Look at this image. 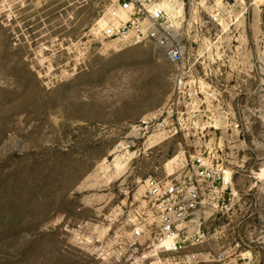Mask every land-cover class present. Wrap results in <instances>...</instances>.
<instances>
[{
    "label": "rangeland",
    "instance_id": "374dc122",
    "mask_svg": "<svg viewBox=\"0 0 264 264\" xmlns=\"http://www.w3.org/2000/svg\"><path fill=\"white\" fill-rule=\"evenodd\" d=\"M183 49L101 37L108 0H0V264H264V0H154ZM232 177L182 251L134 244L150 178Z\"/></svg>",
    "mask_w": 264,
    "mask_h": 264
},
{
    "label": "built area",
    "instance_id": "2783aa9c",
    "mask_svg": "<svg viewBox=\"0 0 264 264\" xmlns=\"http://www.w3.org/2000/svg\"><path fill=\"white\" fill-rule=\"evenodd\" d=\"M165 8L154 0H108L97 28L101 37L117 45H155L172 62L183 57L182 47L175 42L172 29L164 23ZM185 179L150 178L146 181L148 195V226L135 228L134 244L166 247L182 251L197 244L205 236L200 219L213 205L211 193H216L217 206L228 188L231 175L222 168L207 165L203 157L194 158Z\"/></svg>",
    "mask_w": 264,
    "mask_h": 264
}]
</instances>
